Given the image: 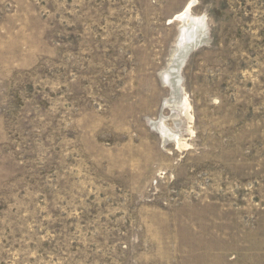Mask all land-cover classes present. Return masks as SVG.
<instances>
[{
	"label": "rangeland",
	"instance_id": "obj_1",
	"mask_svg": "<svg viewBox=\"0 0 264 264\" xmlns=\"http://www.w3.org/2000/svg\"><path fill=\"white\" fill-rule=\"evenodd\" d=\"M0 264H264V0H0Z\"/></svg>",
	"mask_w": 264,
	"mask_h": 264
},
{
	"label": "bare ground",
	"instance_id": "obj_2",
	"mask_svg": "<svg viewBox=\"0 0 264 264\" xmlns=\"http://www.w3.org/2000/svg\"><path fill=\"white\" fill-rule=\"evenodd\" d=\"M191 4L192 3H190L186 8H185V10L180 14V15H178L177 16V19H182V20H184L185 18H187L188 17V13H189V10H190V8H191ZM187 107L189 108L190 106H189V104L187 105Z\"/></svg>",
	"mask_w": 264,
	"mask_h": 264
}]
</instances>
